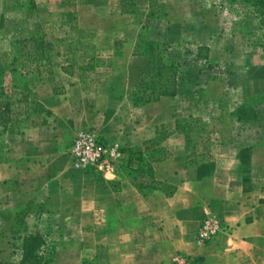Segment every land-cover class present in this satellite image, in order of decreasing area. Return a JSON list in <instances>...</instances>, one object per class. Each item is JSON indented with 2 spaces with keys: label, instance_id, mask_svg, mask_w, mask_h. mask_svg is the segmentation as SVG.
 I'll return each mask as SVG.
<instances>
[{
  "label": "crops",
  "instance_id": "crops-1",
  "mask_svg": "<svg viewBox=\"0 0 264 264\" xmlns=\"http://www.w3.org/2000/svg\"><path fill=\"white\" fill-rule=\"evenodd\" d=\"M97 1L55 0V7L60 14L74 13L80 29L84 9L105 13L102 24L91 27L97 29L96 57L110 56L112 65L104 74L88 71L100 79L87 83L82 72L66 73L61 67L59 82L51 76L33 87L37 112L0 135V215L7 210L13 220L29 200L46 205V197H70L75 189L78 197L65 204L66 219L95 222L94 256L108 246L112 264H169L177 252L199 257L200 264H264V103L251 106L246 101L264 94V63L245 68L236 64V73L224 69L223 80L209 81V64L217 61V53L226 52L224 41L185 43V31L181 34L170 22L173 7L167 0H160L169 12L166 17H150L149 0H132L129 10L122 0ZM142 32L159 46L172 44L165 61L178 65V86L175 96L137 106L131 92L144 74L157 70L148 54L136 53ZM180 40L185 46L174 48ZM83 50L87 55L91 51ZM66 54L57 55L79 59ZM188 56L205 62L206 68L190 72L184 64ZM154 109L159 110L155 115ZM191 116L209 129L200 141L210 146L207 153L196 150L195 160L188 163L186 137L178 132L176 120ZM83 128H95L146 155L158 128H165L166 137L158 139L166 156L152 164L156 178L176 186L175 193L156 189L143 194L126 174L100 179L75 168L68 150ZM203 160L214 163V171L199 178ZM209 213L220 217L223 228L200 246L197 234Z\"/></svg>",
  "mask_w": 264,
  "mask_h": 264
},
{
  "label": "rangeland",
  "instance_id": "rangeland-1",
  "mask_svg": "<svg viewBox=\"0 0 264 264\" xmlns=\"http://www.w3.org/2000/svg\"><path fill=\"white\" fill-rule=\"evenodd\" d=\"M167 2L168 7L171 5L173 7L170 11V22L173 21L174 24H177L178 32L185 31L188 38L184 40L185 43L192 44L198 40L204 42L214 38L224 41L226 52L217 53V61L209 64L211 69L209 81L223 80L224 69L236 73V67H234L236 64L238 67L242 65L245 68L249 65L264 63V45H262L264 27L260 25V19H263L264 16L260 18V13H257L251 5L240 1L230 2V0H167ZM95 4H99V0ZM166 12L168 16L169 12ZM104 15L105 13L100 11L91 12L88 8L84 9L81 19V26L84 29H80L78 19L68 21L67 16L58 12L55 0H0V76L4 78L6 86L10 87L17 79L26 81L33 87H38L43 82L47 83L51 76L59 82L63 76L61 72L63 66H68L72 72H82L84 83L100 79L87 72L98 70L104 74L112 65L110 56L102 59L95 55L97 29H93L91 26L102 24ZM34 35L44 36L54 42L53 50L48 52L49 61H43L40 64L39 72L32 71L26 77L21 76L22 71L11 73V62L15 55L12 42L18 38ZM142 36L147 38L146 34H142ZM184 42L180 40L174 45V48L185 46ZM169 45L172 44H164L163 48L166 50L164 54L168 51ZM84 47L91 50L88 51V55L87 50H83ZM190 51L191 48L187 53ZM67 52L74 53L79 59L77 60L74 56H68L67 59L60 58V55L67 56ZM86 56L92 57L86 59ZM184 60V64L188 66L190 72L196 67L205 66L206 68L205 62L202 63L203 65L198 64L190 56ZM230 63L233 64L232 67ZM253 68L256 70L257 67ZM260 68L261 75L264 73V65ZM246 101L251 106L258 102L264 103V94L252 95L247 97ZM173 108L175 112L177 110L175 104ZM158 111V109H154L153 114H157ZM167 115L170 118L171 114ZM83 129L98 132L95 128ZM197 132H199L198 129ZM206 149L203 148V150ZM138 162L136 159L134 165ZM88 172L105 179L100 173ZM71 194L70 197H66L64 194L46 197V205L42 210L35 205L23 228V233L39 232L44 236V240L54 256L53 264H83L84 260L94 261L97 258L96 254L94 256L96 246L94 233L97 224L92 221H81L79 218L66 219L64 211L68 206L65 204L67 201H75L78 191L73 189ZM37 203L43 204L40 201ZM2 213L0 215V264H18L21 257L22 240L19 235L15 239L12 238L9 232V226L12 223L11 215L7 210H3ZM81 247L84 249L82 253L80 252ZM99 254V264H112L108 246H103Z\"/></svg>",
  "mask_w": 264,
  "mask_h": 264
},
{
  "label": "trees",
  "instance_id": "trees-1",
  "mask_svg": "<svg viewBox=\"0 0 264 264\" xmlns=\"http://www.w3.org/2000/svg\"><path fill=\"white\" fill-rule=\"evenodd\" d=\"M65 1V0H64ZM76 1V0H66ZM243 2L255 8L257 13L264 16V0H230V2ZM124 9H131L133 6L132 0H122ZM150 17H165L167 16L166 5L160 0H149ZM67 16V20H77L74 13H63ZM3 19L1 20V22ZM260 25L264 27V18L260 19ZM145 29L146 26H143ZM262 26L260 27V30ZM142 32L136 47V53L148 54L157 64L155 72H147L144 74L139 84L136 86L132 94L134 105H142L148 102L160 100L163 96H175L178 86V65L174 62L165 61V48L159 46L154 41H149L143 38ZM264 45V42L263 44ZM54 42L46 39L44 36H29L15 39L12 42L14 56L11 62V73H19L26 77L32 71L39 72L40 64L43 61H49L48 52L53 50ZM202 54L199 52L198 56ZM62 69L66 73H71L68 66H63ZM39 99L34 92L33 86L26 81L14 80L13 85L6 86L5 80L0 76V135L10 128L20 126L31 114L38 110ZM176 128L178 132L183 133L186 137L188 150V163H192L195 158L192 155L196 150L202 149L207 153L209 142L201 140L205 129L200 125L197 117L191 116L188 119H177ZM197 129L199 132H197ZM198 133V134H196ZM158 137H166V129L158 128ZM154 139L151 144L146 146L144 150L134 151L131 148L125 147L126 158L122 161L120 172L126 173L131 183L138 188L140 192L146 194L150 191L161 189L167 195H172L176 191V186L165 182H160L155 175L153 161L163 159L166 156V148L161 146V139ZM202 146V148H201ZM203 148H207L203 150ZM247 154V152H246ZM136 159L139 161L135 163ZM197 160V159H196ZM245 161V157L242 158ZM214 171V163L205 161L201 162L197 169L199 178L212 174ZM100 178V177H99ZM101 179V178H100ZM37 205L42 210L44 205L38 204L34 200H29L27 204L18 210L9 226V232L12 238L17 235L22 240L21 257L18 264H53L54 256L52 251L47 246L44 236L39 232L23 233V228L26 224V219L32 213V209ZM96 260H84L83 264H99L100 254L96 255Z\"/></svg>",
  "mask_w": 264,
  "mask_h": 264
},
{
  "label": "built area",
  "instance_id": "built-area-1",
  "mask_svg": "<svg viewBox=\"0 0 264 264\" xmlns=\"http://www.w3.org/2000/svg\"><path fill=\"white\" fill-rule=\"evenodd\" d=\"M72 165L77 169L95 171L105 179L120 173L126 158L125 146L117 141L102 137L91 129L80 130L69 147ZM223 224L216 213H209L202 221L196 241L200 246L213 240L222 230ZM169 264H200L199 258L177 252Z\"/></svg>",
  "mask_w": 264,
  "mask_h": 264
}]
</instances>
